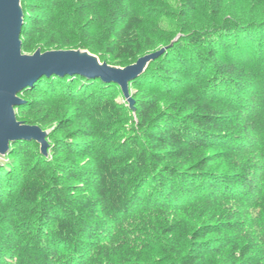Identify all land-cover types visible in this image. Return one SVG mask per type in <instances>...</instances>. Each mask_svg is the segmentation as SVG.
Listing matches in <instances>:
<instances>
[{
  "label": "trees",
  "instance_id": "obj_1",
  "mask_svg": "<svg viewBox=\"0 0 264 264\" xmlns=\"http://www.w3.org/2000/svg\"><path fill=\"white\" fill-rule=\"evenodd\" d=\"M22 51L125 67L24 88L0 163V264H264V0H21Z\"/></svg>",
  "mask_w": 264,
  "mask_h": 264
},
{
  "label": "water",
  "instance_id": "obj_2",
  "mask_svg": "<svg viewBox=\"0 0 264 264\" xmlns=\"http://www.w3.org/2000/svg\"><path fill=\"white\" fill-rule=\"evenodd\" d=\"M24 11L21 0H0V154H6L16 140H35L41 152L48 154V131L39 125L18 120L15 107L24 103L19 93L39 78L52 74H79L100 78L120 86L128 106L135 111L130 82L139 77L149 62L158 58L167 47L148 53L125 67L101 62L87 50L67 49L34 53L22 51L21 32Z\"/></svg>",
  "mask_w": 264,
  "mask_h": 264
},
{
  "label": "rangeland",
  "instance_id": "obj_3",
  "mask_svg": "<svg viewBox=\"0 0 264 264\" xmlns=\"http://www.w3.org/2000/svg\"><path fill=\"white\" fill-rule=\"evenodd\" d=\"M165 47V46H164ZM76 50V49H75ZM81 50V49H80ZM154 52V51H153ZM91 53V52H90ZM151 53V52H150ZM30 54V53H29ZM93 54V53H92ZM94 55H96V54H94ZM146 55V54H145ZM97 56V55H96ZM144 56V55H143ZM142 57V56H141ZM140 58V57H139ZM100 59V58H99ZM101 62H103V61H101ZM107 62V61H106ZM108 63V62H107ZM133 64V63H132ZM111 65H113V64H111ZM114 66H117V65H114ZM119 67H122V66H119ZM5 154H0V163L2 162H5V160H4V156Z\"/></svg>",
  "mask_w": 264,
  "mask_h": 264
}]
</instances>
